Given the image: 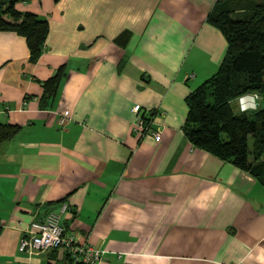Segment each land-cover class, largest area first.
I'll return each mask as SVG.
<instances>
[{
  "label": "crops",
  "instance_id": "1",
  "mask_svg": "<svg viewBox=\"0 0 264 264\" xmlns=\"http://www.w3.org/2000/svg\"><path fill=\"white\" fill-rule=\"evenodd\" d=\"M213 2L14 4L45 17L48 34L31 63L24 38L0 31V122L19 127L0 142V264H13L24 229L49 211L78 243L102 251L100 264H264V189L181 132L185 95L225 48L205 20ZM123 30L120 47L113 39ZM59 66L41 108V82ZM134 104L156 110L157 141L132 132ZM28 264L63 262L50 249Z\"/></svg>",
  "mask_w": 264,
  "mask_h": 264
},
{
  "label": "trees",
  "instance_id": "2",
  "mask_svg": "<svg viewBox=\"0 0 264 264\" xmlns=\"http://www.w3.org/2000/svg\"><path fill=\"white\" fill-rule=\"evenodd\" d=\"M26 1L0 0V31L22 36L27 59L35 63L44 47L48 22L15 9L16 2ZM205 20L221 33L225 48L216 71L185 95L187 113L181 132L192 147L246 172L264 189V106H260L264 101V0H214ZM129 36L123 30L113 42L123 47ZM62 70L59 66L41 82V108L49 106ZM249 93L259 96L257 107L240 110L238 98ZM141 113L144 124L150 126L156 110ZM18 128L0 122V142L12 138Z\"/></svg>",
  "mask_w": 264,
  "mask_h": 264
},
{
  "label": "built area",
  "instance_id": "3",
  "mask_svg": "<svg viewBox=\"0 0 264 264\" xmlns=\"http://www.w3.org/2000/svg\"><path fill=\"white\" fill-rule=\"evenodd\" d=\"M191 77L192 74H188ZM259 96L249 93L240 96L237 100L240 110L254 109L258 105ZM134 113L132 131L140 138L146 133L150 134L154 141L159 139L158 130L152 129L144 124L139 104L131 108ZM69 117L67 112H62L57 117V125L62 127ZM64 209V206H62ZM58 213L49 211L40 218L32 219L18 239L16 256L13 264H28L30 255L45 250H56L63 264H100V249L94 248L86 243H78L73 233H67L59 222Z\"/></svg>",
  "mask_w": 264,
  "mask_h": 264
},
{
  "label": "rangeland",
  "instance_id": "4",
  "mask_svg": "<svg viewBox=\"0 0 264 264\" xmlns=\"http://www.w3.org/2000/svg\"><path fill=\"white\" fill-rule=\"evenodd\" d=\"M260 106H264V101L260 102Z\"/></svg>",
  "mask_w": 264,
  "mask_h": 264
}]
</instances>
